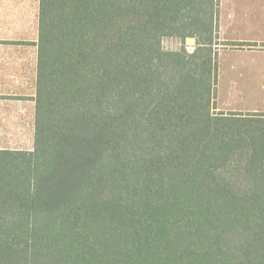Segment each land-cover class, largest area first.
I'll return each mask as SVG.
<instances>
[{
  "label": "trees",
  "instance_id": "obj_1",
  "mask_svg": "<svg viewBox=\"0 0 264 264\" xmlns=\"http://www.w3.org/2000/svg\"><path fill=\"white\" fill-rule=\"evenodd\" d=\"M214 1L40 0L34 149L0 150V264H264V119L213 113L211 39L161 46L210 38Z\"/></svg>",
  "mask_w": 264,
  "mask_h": 264
},
{
  "label": "crops",
  "instance_id": "obj_2",
  "mask_svg": "<svg viewBox=\"0 0 264 264\" xmlns=\"http://www.w3.org/2000/svg\"><path fill=\"white\" fill-rule=\"evenodd\" d=\"M225 2L231 5L226 12ZM39 9L40 0H0V150L34 148ZM217 21L219 42L243 45L218 50L217 87L222 79L262 82L264 0H220Z\"/></svg>",
  "mask_w": 264,
  "mask_h": 264
},
{
  "label": "rangeland",
  "instance_id": "obj_3",
  "mask_svg": "<svg viewBox=\"0 0 264 264\" xmlns=\"http://www.w3.org/2000/svg\"><path fill=\"white\" fill-rule=\"evenodd\" d=\"M219 1L217 5V11L219 14ZM216 0L213 2L215 5L214 11H216ZM224 10L225 12L231 7L230 3L225 2ZM218 14L214 15L212 21V32L210 38H192L193 42L188 43L187 39L184 41L178 38H163L161 46L163 51L171 54H191L195 52L199 44L207 42L211 39L213 55L218 62V50L220 47L228 46L229 43H221L218 38ZM218 64V63H217ZM260 82L256 79L251 80H226L222 79L219 87L216 91V99L214 102L213 113H240L241 117L250 119H264V90L260 88ZM264 84V80L262 81ZM261 82V83H262ZM247 83L248 88H244L243 85ZM258 85V86H257ZM256 115V116H255ZM252 121V120H247ZM261 121V120H260ZM264 121V120H262ZM247 122L243 123L246 125ZM249 123V122H248ZM247 123V124H248ZM260 123H251V125H256ZM34 149V148H33ZM31 152V151H30Z\"/></svg>",
  "mask_w": 264,
  "mask_h": 264
},
{
  "label": "water",
  "instance_id": "obj_4",
  "mask_svg": "<svg viewBox=\"0 0 264 264\" xmlns=\"http://www.w3.org/2000/svg\"><path fill=\"white\" fill-rule=\"evenodd\" d=\"M187 42H188V43H192V42H193V39H192V38H188V39H187Z\"/></svg>",
  "mask_w": 264,
  "mask_h": 264
}]
</instances>
